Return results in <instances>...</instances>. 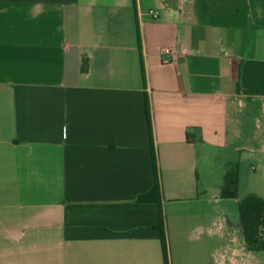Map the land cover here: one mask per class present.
Wrapping results in <instances>:
<instances>
[{
    "label": "crops",
    "instance_id": "crops-1",
    "mask_svg": "<svg viewBox=\"0 0 264 264\" xmlns=\"http://www.w3.org/2000/svg\"><path fill=\"white\" fill-rule=\"evenodd\" d=\"M166 46L192 52L164 63ZM150 139L165 258L157 203L137 199ZM249 194L264 200V0H0V264H264Z\"/></svg>",
    "mask_w": 264,
    "mask_h": 264
},
{
    "label": "trees",
    "instance_id": "trees-1",
    "mask_svg": "<svg viewBox=\"0 0 264 264\" xmlns=\"http://www.w3.org/2000/svg\"><path fill=\"white\" fill-rule=\"evenodd\" d=\"M87 63L84 61L82 70H86ZM148 129L150 128L148 103L145 102ZM151 161L154 173L152 188L138 196L139 201H155L158 206V220L156 227L160 232L164 258L166 252V240L163 228V214L161 210L160 188L155 162V152L150 139ZM220 196L224 198H235L238 196V165L236 162L229 163L224 170L220 185ZM239 221L242 229V236L246 246L253 250L264 249V200L260 197L249 194L243 197L238 204ZM166 264V259H165Z\"/></svg>",
    "mask_w": 264,
    "mask_h": 264
},
{
    "label": "built area",
    "instance_id": "built-area-1",
    "mask_svg": "<svg viewBox=\"0 0 264 264\" xmlns=\"http://www.w3.org/2000/svg\"><path fill=\"white\" fill-rule=\"evenodd\" d=\"M146 13L149 14L152 18H158L159 16V11L156 9H147ZM191 52L192 51L190 49L183 46H181L178 50L169 46L162 47L160 49V55L162 57V62L164 63L170 62L177 53L189 54Z\"/></svg>",
    "mask_w": 264,
    "mask_h": 264
}]
</instances>
